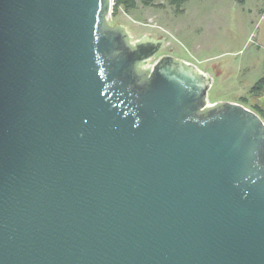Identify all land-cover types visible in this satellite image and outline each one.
Segmentation results:
<instances>
[{
	"label": "water",
	"instance_id": "obj_1",
	"mask_svg": "<svg viewBox=\"0 0 264 264\" xmlns=\"http://www.w3.org/2000/svg\"><path fill=\"white\" fill-rule=\"evenodd\" d=\"M110 9L0 0V264H264V121Z\"/></svg>",
	"mask_w": 264,
	"mask_h": 264
},
{
	"label": "rangeland",
	"instance_id": "obj_2",
	"mask_svg": "<svg viewBox=\"0 0 264 264\" xmlns=\"http://www.w3.org/2000/svg\"><path fill=\"white\" fill-rule=\"evenodd\" d=\"M181 9L155 0L120 12L111 24L124 25L133 40L165 37L150 65L162 55L192 63L212 79L209 104H241L264 74V0H187Z\"/></svg>",
	"mask_w": 264,
	"mask_h": 264
},
{
	"label": "trees",
	"instance_id": "obj_3",
	"mask_svg": "<svg viewBox=\"0 0 264 264\" xmlns=\"http://www.w3.org/2000/svg\"><path fill=\"white\" fill-rule=\"evenodd\" d=\"M155 0H113L112 6V18L113 20L117 15L122 12L124 14L130 13L136 10L139 6L150 7L153 6ZM168 5L174 8L177 13H181V7L187 2V0H165ZM264 95V74L263 76L251 87L247 97H242V105L247 106L250 110L257 113L262 120L264 119V113L259 108L256 98ZM255 100V101H252Z\"/></svg>",
	"mask_w": 264,
	"mask_h": 264
},
{
	"label": "built area",
	"instance_id": "obj_4",
	"mask_svg": "<svg viewBox=\"0 0 264 264\" xmlns=\"http://www.w3.org/2000/svg\"><path fill=\"white\" fill-rule=\"evenodd\" d=\"M111 2V9H110V13L108 15V22L111 23L113 21V18H112V6H113V0H110ZM244 106V105H243ZM245 107V106H244ZM247 108V107H246ZM249 109V108H247ZM250 110V109H249Z\"/></svg>",
	"mask_w": 264,
	"mask_h": 264
},
{
	"label": "flooded vegetation",
	"instance_id": "obj_5",
	"mask_svg": "<svg viewBox=\"0 0 264 264\" xmlns=\"http://www.w3.org/2000/svg\"><path fill=\"white\" fill-rule=\"evenodd\" d=\"M152 60H153V59H152ZM149 62H150V61H149ZM148 65L150 66V64H149V63H148ZM252 101H255V100H253V99H252ZM263 113H264V111H263Z\"/></svg>",
	"mask_w": 264,
	"mask_h": 264
},
{
	"label": "crops",
	"instance_id": "obj_6",
	"mask_svg": "<svg viewBox=\"0 0 264 264\" xmlns=\"http://www.w3.org/2000/svg\"><path fill=\"white\" fill-rule=\"evenodd\" d=\"M200 69V68H199ZM201 70V69H200Z\"/></svg>",
	"mask_w": 264,
	"mask_h": 264
}]
</instances>
